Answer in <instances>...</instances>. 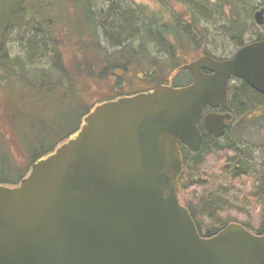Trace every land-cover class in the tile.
<instances>
[{
	"label": "water",
	"instance_id": "1",
	"mask_svg": "<svg viewBox=\"0 0 264 264\" xmlns=\"http://www.w3.org/2000/svg\"><path fill=\"white\" fill-rule=\"evenodd\" d=\"M182 68L188 85L94 105L19 184L0 183V264H264V231L231 222L203 236L179 197L180 145L200 150L201 122L224 135L232 114L205 108L227 101L230 75L264 92V39Z\"/></svg>",
	"mask_w": 264,
	"mask_h": 264
},
{
	"label": "trees",
	"instance_id": "2",
	"mask_svg": "<svg viewBox=\"0 0 264 264\" xmlns=\"http://www.w3.org/2000/svg\"><path fill=\"white\" fill-rule=\"evenodd\" d=\"M107 1L0 0V83L3 84V86L0 84V96L2 94L0 97V183L11 186L19 184L29 173L33 162L54 151L61 142L76 133L82 123L81 119L79 126L64 136L58 135V130L56 132L52 130V132V126H49L48 132L43 128L44 125L42 126L40 117L42 109L39 104L36 105L35 99L31 104L27 103V112L22 111L23 107L17 108L14 99L8 103L3 102L5 96L8 97L5 87L10 81L16 82L14 83L16 86L18 81L29 84V94H37L34 98H40L41 102L56 100L58 96L68 97V94L72 95L77 89L76 97L80 95L83 100L88 98L94 101L84 114L85 116L94 105L102 101L132 94L149 86H135L136 83L134 84L135 81H133L126 87V82L123 84V77L117 75L110 77L109 73L118 72L122 76L124 72L126 74L137 72L135 76L140 78L145 74L153 84L164 83L163 79H159L160 73L166 75L165 79L171 78V74L175 73L174 85L184 84L187 80L180 82V76L184 73L188 76L189 74L185 70L180 71V65L198 56L202 50H204L203 53L213 55L206 51V45L213 36L209 25H216L217 22L209 18L214 6L216 10L220 8L227 18L220 28L226 30L237 45L244 44L243 37L248 29L244 19L241 20L235 15L237 10H240V4L244 5L247 0H159L160 6L157 10L150 9L135 0L120 2L116 0L115 3H111L114 8L107 9ZM58 3L70 7V13L76 14L70 22L64 19V12L58 10ZM175 3L182 6L183 10L174 9L172 6H175ZM74 19L75 23L72 24ZM108 21H110L109 26L115 28L118 36H124L126 41L131 40L133 45L128 46L127 43L121 46V40H118L119 44L115 41L113 45L116 49L110 52L101 40V31ZM16 32L21 34L25 32V38L22 36L18 38L22 42L24 56H10L6 48L8 38ZM134 40H138V44H134ZM64 41L67 42L66 46L63 45ZM69 48H75L74 58L78 55L83 57H77L79 60H71L67 56ZM189 53L190 56H188ZM82 70L88 73L84 77V87H88V76L94 84L97 81L94 77H98V79L101 78V82L97 81L98 84L103 82L110 85L111 82L116 84V88L112 89L114 93L103 99H95L93 94L85 96V88L80 90L82 78L80 81L79 78ZM91 75L94 77L92 78ZM128 78L134 79L133 74ZM79 84L80 88H78ZM124 86L127 90H123ZM239 93L241 102L236 104L231 102L232 105H230L234 115L244 116L246 110L242 114L241 111L249 107L251 102L261 104L264 102V93L256 91L249 85L248 88L242 87ZM234 99L240 101L236 95ZM200 129L202 144L199 151L193 152L189 147L180 145L185 163L179 187L180 200L190 210L203 236H212L231 223L232 211L243 215V210L239 208L240 211H238L235 207L239 206L233 204L216 186L209 187L212 191L208 195H202V198H198L197 195V201L200 202L196 206L188 203L184 195H180V189L185 191L188 188V183L183 181V178L189 175L186 170L188 171V167L191 166L199 172V164L203 161L201 157L204 152L233 150L236 152V157L234 155L233 159L230 158L229 161L233 162V165L227 173L231 177L252 174L254 182L252 193L258 203H261L263 213L260 223L255 228L248 222H238L254 233H262L264 231V159H261L259 163L263 171L248 172L249 162L248 164L245 162L253 160L248 158V152H239V147L234 144H219V140L214 139L202 126ZM27 136L32 139V142ZM45 141L52 143L47 149L44 148ZM194 157L192 166L189 161ZM200 176L202 178H197L191 184L207 187L208 184H205L208 180L203 175ZM190 177L191 175L188 178ZM226 214L228 216H225ZM205 225L206 229H204Z\"/></svg>",
	"mask_w": 264,
	"mask_h": 264
},
{
	"label": "rangeland",
	"instance_id": "3",
	"mask_svg": "<svg viewBox=\"0 0 264 264\" xmlns=\"http://www.w3.org/2000/svg\"><path fill=\"white\" fill-rule=\"evenodd\" d=\"M119 2L122 0H118ZM136 2H140L150 9L157 10L160 6L159 0H135ZM172 1V0H171ZM108 6L109 8H114V6L111 5V3H115L116 0H108ZM125 2V1H124ZM247 3V4H246ZM246 3L240 4L239 8L240 10H237L236 17L240 18L241 20L244 19V21L248 25V29L245 31L244 34V42H250L258 35L264 34V24L259 25L255 21V12L264 7V0H247ZM123 4V2L121 3ZM3 7H6V5L1 4ZM175 6H172L174 9L183 10L182 6L174 4ZM58 10L64 12L63 16L65 20H68L70 22L72 18L75 17V13H70V7L65 6L64 4L58 3ZM111 13L113 15V9L111 10ZM223 11L219 8L216 10V7L214 6V9L210 11L209 18L211 21L216 20V25L210 24L209 28L211 30L212 36L209 41H207L206 45V51L211 52L212 54L216 56H230L233 53L236 52L238 49L237 44L235 40L232 38V36L226 31L220 28V26L223 24V22L226 21V15H224ZM111 21V20H110ZM110 21H108L104 26V28L101 31V40L103 44L109 48V51L113 52L116 48L113 47L115 45V41L121 40L120 45L127 44L128 46L133 45L130 41H126V38L124 36L120 37L116 34V30L113 27L109 26ZM72 24L75 23V19L71 22ZM214 25V26H213ZM25 32L22 34L20 32L13 33L11 37L8 38L6 42V48L10 52V56L20 55L24 56L25 51L23 50L22 42L18 39L22 36L24 37ZM138 40H134V44H138ZM117 44H119L117 42ZM63 45L66 46L67 42H63ZM70 47V46H68ZM70 49V48H69ZM203 49V48H202ZM75 48L68 50V57L74 60H79L77 57H80V55L76 56L74 58L73 52ZM191 53L193 51H190ZM204 50L201 51V53L198 56H201L203 54ZM190 56V53L189 55ZM192 59V58H191ZM191 59H186L187 61ZM185 61V60H184ZM80 73V79L82 88L80 90H84L85 88V96H88L90 94L94 95V98H105L106 96H109L110 94L114 93V88H116V84H113L111 82L110 84L101 83L98 84L97 81L101 82V78L98 79V77H94L91 75V77L95 78L97 81L94 84L91 82L90 77L88 76V87L85 86L84 77L85 74H88L84 70ZM76 72V70H75ZM78 74V69H77ZM134 76L133 78H128V76ZM130 73L126 72L123 73L121 76V73H109L108 75L111 76H120L123 77V84L126 82V87H128V84L130 82H134L135 86H147L148 79L145 74L142 75V77L135 76L136 73ZM139 75V73H138ZM161 77L160 80H164L165 83H170L171 80L165 79L166 75H163L160 73ZM181 79L180 82L186 81L189 76L187 74H183L180 76ZM176 76H173V79H175ZM127 79V80H126ZM17 86L14 84L16 82L10 81V83L5 87L8 97L5 96L4 103H8L11 99H14L17 103V108H24L22 111L27 112V105L31 104L33 99H35L36 105H40L42 111H41V119H42V126L45 130L49 132L50 127L51 131L55 130V132L58 130V135L64 136L68 133L72 132L79 126V122L81 119H83L84 114L89 110L93 100H90L88 98L81 99L80 95L76 97V91L74 93L68 94V97L63 98L62 96H58L56 100H48L47 102H41L40 98L36 97L37 94L33 95L29 94V84L27 85L26 82L18 81ZM1 84V83H0ZM113 84V85H112ZM122 84V83H121ZM133 83H131L132 85ZM3 86V84H1ZM149 85V84H148ZM79 84V87H81ZM124 86L123 90H127ZM77 87V86H76ZM129 89V88H128ZM18 90V91H17ZM79 92V91H78ZM2 96V94H1ZM0 96V97H1ZM70 96V97H69ZM15 97V98H13ZM252 101V100H251ZM28 103V104H27ZM79 104V107L77 108ZM36 107V106H35ZM252 108V109H251ZM243 117H236L235 122L230 126L226 134L219 139V144H234L235 146L239 147L238 151H245L248 152V158H253L252 162H249L248 172H253L254 170L263 171V167L260 163L261 159H264V102L262 104L260 102H251L249 103V107H245L244 110L241 111V114L243 112ZM250 110V111H249ZM235 111L238 113V109L235 107ZM240 113V112H239ZM41 126V127H42ZM47 126V127H46ZM53 132V131H52ZM59 136V137H60ZM28 137V136H27ZM29 138V137H28ZM27 138V141H28ZM29 141L32 142V139L29 138ZM28 144H30L28 142ZM50 141L44 142V148H48L51 146ZM235 151H213V152H204L202 154V163L200 165V171H195L192 169V167H188V171L186 170V173L191 175L190 178L189 175L185 178H183V181L188 183V188L185 191H181L180 189V195H184V198L188 201V203L195 205L199 204L200 201H197L198 199L196 196L198 195V198H202L205 195H208L212 190L209 187L216 186L219 188V191H221L225 196L229 198V200L235 204V207L238 211H240L239 208L243 210V215H240L238 213H235L234 211L232 214V222H248L249 225L253 226L254 228L260 223V218H262L263 213L261 212L262 205L261 203H258L256 200V197L252 193V186L254 184L252 174L248 173L249 175H242L240 177H231L227 170L232 167L233 162H230V158L234 157ZM240 154V153H239ZM236 157V155H235ZM197 158V156H196ZM194 158H190V165L194 162ZM193 166V165H192ZM194 168V167H193ZM203 175L206 180H208V183H206V186H200L191 184L192 181L197 180V178H202ZM193 177V178H192ZM204 179V181H206ZM215 184V185H214ZM221 184V185H220ZM220 185V186H218ZM206 188V189H205ZM215 188V187H214ZM203 195V196H202ZM196 198V199H195ZM197 201V203H196ZM238 214V215H237ZM225 216H228L226 214ZM259 218V219H258ZM259 221H258V220ZM257 220V221H256ZM206 229V225L204 226Z\"/></svg>",
	"mask_w": 264,
	"mask_h": 264
},
{
	"label": "flooded vegetation",
	"instance_id": "4",
	"mask_svg": "<svg viewBox=\"0 0 264 264\" xmlns=\"http://www.w3.org/2000/svg\"><path fill=\"white\" fill-rule=\"evenodd\" d=\"M262 25V24H261ZM260 36H264V34H261V35H258L257 37H255L253 40H251L250 42H253V41H255V40H260V39H264V38H260ZM249 42H244V44H242V45H237V47H238V49L241 47V46H243V45H245V44H248ZM237 49V50H238ZM237 50H236V52H237ZM235 52V53H236ZM235 53H233L232 55H230V56H225V57H223V56H216V55H211L212 57H214V58H216V59H225V58H229V57H232L233 55H235ZM203 55H210V54H208V53H203V54H201V56H203ZM201 56H196V57H194V58H192L191 60H189V61H186L185 63H188V62H191V61H193V60H195V59H197V58H199V57H201ZM185 63H183V64H181L180 65V67H179V70L181 71V70H185V69H183L182 68V66L185 64ZM179 71V72H180ZM185 71H187V70H185ZM203 71L205 72V73H211V71H209V70H206V69H203ZM188 72V74H189V78L187 79V81L184 83V84H181V85H178V86H183V85H188L189 83H191L192 82V80H193V77H192V75H191V73L189 72V71H187ZM173 76H176L175 75V73H172L171 74V78H170V80H171V85H174V79H173ZM148 84H149V86L148 87H145L143 90H141V91H147V90H150V89H152L153 87H155V86H158V85H160V84H164L163 82H161V83H157V84H153V82L151 81H148ZM147 84V85H148ZM165 84H167V83H165ZM168 84H170V83H168ZM248 85L251 87V88H253L245 79H243V78H241V77H238V76H235V75H230V77L228 78V83H227V92H228V99H227V101L222 105V106H220V107H218V108H211V107H209V106H206V108H205V114H207V113H209V112H213V111H215V112H217V113H230V114H232V118L230 119V120H226V127H225V133H224V135L226 134V132H227V130L230 128V126L235 122V119H236V117H238V115H234V113H233V111H232V109H231V107H230V105H232V103L231 102H233V104H236L237 102H241V100H240V98H241V96H240V93H239V91L242 89V87H247L248 88ZM175 86V85H174ZM253 89H255V88H253ZM256 90V89H255ZM141 91H138V92H141ZM256 91H258V90H256ZM138 92H134V93H132V94H135V93H138ZM258 92H260V91H258ZM260 93H264V92H260ZM128 95H131V94H128ZM235 95L239 98L238 100H240V101H237V100H235L234 99V97H235ZM235 101V102H234ZM239 117H243V116H239ZM200 126H202L206 131H207V133H209L210 135H212V137L214 138V139H216V140H219L221 137H223L224 135H222L221 137H218V138H216L211 132H209L205 127H204V125H203V122H201L200 123ZM248 156V155H247Z\"/></svg>",
	"mask_w": 264,
	"mask_h": 264
},
{
	"label": "bare ground",
	"instance_id": "5",
	"mask_svg": "<svg viewBox=\"0 0 264 264\" xmlns=\"http://www.w3.org/2000/svg\"><path fill=\"white\" fill-rule=\"evenodd\" d=\"M246 164H248V160H247V162H245Z\"/></svg>",
	"mask_w": 264,
	"mask_h": 264
}]
</instances>
